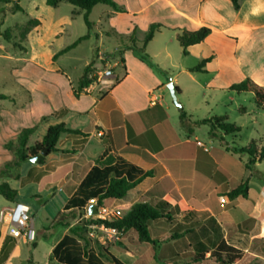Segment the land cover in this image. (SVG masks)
Returning <instances> with one entry per match:
<instances>
[{
  "label": "crops",
  "instance_id": "0c3cea01",
  "mask_svg": "<svg viewBox=\"0 0 264 264\" xmlns=\"http://www.w3.org/2000/svg\"><path fill=\"white\" fill-rule=\"evenodd\" d=\"M22 1H19V6L25 14L39 21V25L26 36V49H15L13 45L9 47L11 42H6L0 37V41L9 43L8 48L18 53L17 59L19 55L21 57V76L15 79L12 77L13 84L21 93V96L14 97L23 98L18 111L32 119L28 128L35 127L34 133L39 132L41 137L49 126L57 124H64L69 129L86 134L85 137L62 134L56 149L65 153H51L37 165L27 161L32 165L27 168L26 176L19 175L18 180H3L8 184L11 181H19L20 188L34 182L43 183L46 190H69L62 206V215L53 227L56 230L44 234V238H51L60 231L57 238L47 247V260L44 264H68L63 261L64 251L60 249L53 255V249L64 236H71L69 232L71 227L94 218L88 215L89 201L83 208H65L93 167L105 172L110 169L109 176L118 175L128 180L148 173V176L127 192L124 198L105 200L103 206L107 208V205L111 204L113 208H108L119 210L122 215L136 203H146L158 209L169 220L161 218L150 223L149 231L153 240L167 235L172 229L174 232L177 231L175 235H183L179 238L185 240L189 249V252L183 253L196 255L205 252L206 257L218 243L227 242L223 240L226 235L224 225L230 222V215L233 213L231 210L238 206L239 199L233 202L226 201L225 205H221L219 199L225 198V194L240 185L243 178H239L232 168L229 153H233L226 148L228 147L226 136L221 135L224 143L219 141L223 146L222 152L219 146L217 147L219 149H215L213 141L217 139L208 136V140L202 138L203 143L197 135L196 127L187 132L180 124L179 116L182 109L178 111L173 109L171 103H162L161 94H156L162 93L163 88L169 84L164 74L161 77L154 74L129 50L120 53L117 50L119 45L116 47L118 60H124L123 68L119 67V73L113 72L114 78L107 81V86L94 82L80 94L79 98H75L72 88L77 85L91 58L84 64L82 74L76 80H71L58 64L64 54L55 61L52 60L63 48L48 51L46 59L41 60L39 52L33 47L30 49L28 44L33 41L42 43L46 36L42 28L48 22L54 25V30L49 35V44L54 43L65 32V25H71L75 15L83 18L82 11L72 6L74 10L70 17L48 19L42 16V13L50 11L51 8L46 5V0L40 2L26 0L25 5L21 3ZM113 1L125 12H115L107 6L109 9H103L106 13L103 21L109 25L112 20L119 17L131 19L124 39L131 35L133 29L139 30L140 22L145 19L146 22L140 27L145 33L151 24L162 25L154 37L167 30L176 40V35L182 31H195L201 27L210 29L209 36L203 42L190 46L186 55L182 54L180 48L183 56L193 53L198 61L209 59L206 63L209 68L204 66L201 72H191L190 69L195 66L173 65L176 71L173 77L174 85L178 86H175L178 88L177 95L182 94L176 80L178 76L186 75L194 79L196 75L208 71L220 79L222 84L215 88L211 83L198 84L197 93L207 89L220 93H234L228 88L246 78L264 88V0H243L237 11L233 9L231 0H123L124 2L120 3L118 0ZM98 6L89 14L91 29L88 31L86 28V33L82 35L88 34V40L94 28L98 30V38L103 35L100 24L96 27L90 20L92 12ZM109 29L111 34L116 33L111 26ZM82 36L76 37L73 42ZM10 49L6 50L0 46V59L13 58L9 53ZM102 54L98 51V61L101 63L106 62ZM31 67L32 71L29 70ZM116 67L118 66L115 63L114 68ZM94 68L98 69V66L94 64ZM116 80H119L117 84ZM7 97L9 99L5 101H9L12 109L16 108L15 99ZM3 102H0V106ZM188 105L186 102L183 106L186 114L191 109ZM36 109L39 111L35 112ZM188 117L189 121H192L190 116ZM3 121L4 115L0 112V129ZM18 134L19 132H16L12 138ZM41 139L37 137L33 144ZM7 142L0 138V158H3L0 165L12 160L10 152L4 148ZM107 159H112L113 162L104 165ZM244 169L247 170L245 164ZM16 192L14 202L24 203L18 200V191ZM50 197H54V193ZM5 202L7 207L13 203ZM117 202L123 204L119 205ZM172 222L174 224L170 227ZM125 234L130 238L137 237L132 231ZM102 235L98 225L89 226L87 233L83 234L84 240L79 242L83 247L85 260L94 255L103 264H108L110 257L121 264L158 262L157 254L154 256L151 246L147 249L151 259H146L147 263H138L139 259L132 249L125 246H119L118 249L108 246L102 240ZM132 242L135 247L139 245L136 239ZM164 246L165 243L159 246L158 251ZM37 247L35 241L28 243L23 238L11 237L6 226L0 223V264H40L35 257ZM170 253L171 251L168 252ZM178 256L174 254V257ZM165 260L167 257L162 262Z\"/></svg>",
  "mask_w": 264,
  "mask_h": 264
},
{
  "label": "rangeland",
  "instance_id": "374dc122",
  "mask_svg": "<svg viewBox=\"0 0 264 264\" xmlns=\"http://www.w3.org/2000/svg\"><path fill=\"white\" fill-rule=\"evenodd\" d=\"M25 1L26 0H23L21 3L25 5ZM35 1L40 2L41 0ZM118 2L120 3L124 1L118 0ZM12 6L13 3H10L9 5H0V10L2 11L0 13V33L5 31L11 33L12 39L9 47L13 45L15 49H26V37L24 39L22 37L23 29L28 27V25L34 21L39 25V21L29 18L28 15L21 12L11 13L10 8H12ZM49 9L50 11L42 13V16L48 19L51 17L55 20L58 17H70L71 12L74 10L71 5L64 2L60 3L56 8ZM103 9L109 8L104 5H99L92 12L90 17V20L96 27L100 24L103 28L101 31L103 35L98 38V30L94 28L90 33L91 37L89 40L81 42L76 49L64 54L58 61L59 66L65 70L71 80H76L82 74L84 64L92 57L94 49L97 50V59L94 63L98 66V69H96V72H98L97 75L103 70H111L115 74L119 73V67L114 68L115 63L117 66L119 64L116 47L120 45V38L125 36L128 29V22L131 19L119 17L112 20L108 25L103 21L106 17V13H104ZM72 21L73 22L70 26L65 25V32L52 44H49V35L54 30V25L52 22H48L42 28L43 31L46 32V36L43 38L42 43L33 41L28 44V47H30V49L31 47L36 49L40 54L41 60L46 59L48 51L64 48L73 42L76 37L82 36L86 33V26L82 16L75 15ZM145 22L146 19L140 23L144 24ZM141 24L138 28L139 30L135 33V40L138 44H141L145 35V30L140 28ZM110 26L113 31H116V33L111 34V32H109V30H111L109 29ZM34 28L30 29V31ZM170 33L171 32L165 30L161 35L154 37V39L147 45L146 53L151 61L163 70L165 80L168 83L172 82L175 84L173 76L176 74V71L173 65L180 64L192 67L197 66L201 61H198L193 53L183 56L178 43L173 37H171ZM8 44L9 43L0 41V46L5 47L6 50L10 49L8 48ZM98 51L103 53L102 56L106 58V62L101 63L98 61ZM9 53L12 54L11 56H13V58L0 59V94L13 97L17 107L12 109L9 101H4L2 106H0V112H3L4 115L3 126L0 129V138L6 142L9 140L14 141L16 137L14 139L12 137L15 136V133L20 132L24 128L30 127L32 122V119H29L27 115H23L21 111H18L19 104L23 98L14 97L21 96L20 91L12 82V77L15 79L18 78V76H21V57L19 55V59H17L18 53L13 51V49H10ZM208 66V64H205V68L208 69ZM29 70L32 71V67ZM176 80L179 82V87L182 89V94L177 95V101L181 105L182 110L184 104L188 102V106L191 109H189L190 111L187 115L190 116V120L202 121L208 120L212 117L226 115L227 123L234 124L240 129L239 133L226 136L225 141L229 148H246L253 141L255 142V148L257 150L264 146V111L256 106L251 94L242 93L237 95L228 92L220 93L217 90L210 89L201 90L197 93L198 84L205 85L211 83L213 88L221 86L222 83L220 82V79L215 77L209 71L205 74L196 75L194 79L186 75H180ZM167 85L163 88L162 93L156 94H161L160 97L162 98V103H171V105H173L172 107H174L173 109L180 111V109L173 104ZM175 86L178 87L177 85ZM34 111L38 112L39 110L36 109ZM196 128L200 140H202V138L208 140L209 126L199 125ZM37 137H40V139L42 138L39 132H35L29 138L28 146H31V144L33 145V142ZM201 142H203V140ZM213 142L215 143L214 145H216L215 149L220 148L222 152L224 151L223 146L220 145L218 140ZM218 146L219 148H217ZM229 155L232 168L235 169L239 178H243V182H248L250 193L245 201L239 199L238 206L231 210L233 212L230 215L231 220L230 222H226V226L224 225L226 235L224 232L225 238H223V240H226L227 243L233 245L242 252L244 258L240 264H264V161L251 166L252 171H249L244 169V164L248 161L247 155H234L231 153H229ZM2 162L3 158H0V163ZM6 164L7 163H3L0 165V168L3 169ZM31 165L32 164L29 162L22 163L19 169V175L26 176L27 168ZM9 184L12 188L18 191V200L24 202L29 207V216L32 219L36 233L35 243L38 246L35 251V257L40 264H44L47 260V247L57 238L59 235L58 232L60 231L51 238H44V234L45 232L51 233L54 229L56 230V228L53 227L62 215V206L69 190H46L43 183L34 182L29 183L23 188H20L19 181H11ZM52 193H54V197H50ZM34 196H36V198ZM222 200H224V202H222ZM219 201L221 205L226 204L224 197L219 199ZM117 204L121 205L123 202H117ZM107 206L113 208L111 204H108ZM6 207L7 203L2 197H0V211ZM173 224V222L170 223V227H172ZM176 232L171 229L167 235L159 236L154 239V241L159 242V246L164 243L165 246L157 252L158 262L153 264H167L170 262L175 264H194L192 259L195 255L183 253L185 251L189 252V249L187 248L184 239L175 236ZM102 233V240L106 242L108 246L117 247L116 249H118L117 244H120V246L132 249L139 259L138 263H147L148 261L145 262V260L151 259L150 253L147 252L150 245L142 243L135 247V245L132 244V241L135 239L137 240V237L130 238L128 237V234L124 233L121 235L118 242H113L107 240L105 233ZM29 247L32 248L31 246ZM170 251L171 253L168 254ZM174 254H178L179 256L174 257ZM166 257L167 260L162 262Z\"/></svg>",
  "mask_w": 264,
  "mask_h": 264
},
{
  "label": "trees",
  "instance_id": "16d2710c",
  "mask_svg": "<svg viewBox=\"0 0 264 264\" xmlns=\"http://www.w3.org/2000/svg\"><path fill=\"white\" fill-rule=\"evenodd\" d=\"M20 0H0V5H6L13 3L12 8H10L11 13L21 12L24 10L19 6ZM243 0H231L233 9L237 11L240 7V3ZM67 3L73 6L75 9L82 11L84 24L89 31L91 29V23L89 21V14L92 9L97 5H104L110 7L113 11L123 13L125 10L119 7L113 0H46L45 3L51 8H56L60 3ZM2 11L0 10V13ZM37 22H32L28 27L23 29L22 37L23 39L27 36L30 29L36 27ZM162 28L160 24L149 25L141 44H138L135 40L136 29H133L131 35L126 39L120 38V45L117 50L122 53L126 50L132 52L135 58L140 62L148 66L154 74L161 77L164 72L156 66L146 53V47L148 43L153 39L156 32ZM210 29L206 27H201L195 31H182L176 35V41L178 42L180 48L182 49V54H187V49L190 46L199 44L207 38L210 34ZM6 42L11 41V33L5 31L0 33ZM89 35L86 34L78 38L72 44L66 46L59 52H57L52 60L55 61L59 56L69 52L74 49L81 42L88 40ZM97 59V50H93V54L89 64L85 67L81 78L79 79L77 85L72 88L73 95L75 98H79L80 94L84 92L86 88L92 85L97 80L96 69L94 68V63ZM209 59L200 62L197 66L190 69L191 72H201L205 64ZM124 60L120 59L118 67L123 68ZM119 80H116V84ZM229 91L236 94L249 93L253 96L256 106L264 111V88L253 82L252 80L246 78L236 84H232ZM9 97L0 94V102L8 100ZM180 124L187 131L191 132L193 128L199 125H208L209 131L208 136L212 139H217L221 143H224L222 136L235 135L240 132V129L234 124L227 123V117L219 116L212 117L208 120H202L197 122L189 121L187 114L181 110L180 111ZM35 127L22 129L17 135L14 141H9L4 145L5 150L10 152L12 155V160L7 163L3 169H0V196L7 202H14L17 192L11 186L3 181L8 180H18L19 179V169L22 163L30 161L31 158L38 156L43 150H47L48 155L51 153L62 152L56 149V144L62 134H72L80 135L85 137L86 134L81 133L78 130H72L67 128L64 124H57L49 126L40 141L35 142L33 145L28 146V140L30 136L34 133ZM230 152L236 155H247L248 161L245 164V168L252 171L251 166L256 163H261L264 161V146L259 150L255 148V142H251L246 148L236 149L226 147ZM69 152V151H67ZM43 161V160H42ZM42 161L40 163H42ZM113 162L112 159H107L104 165H110ZM110 169L105 171L100 170L97 167H93L91 171L87 174L83 180L81 186L76 190L73 198H71L65 205L66 209L69 208H83L86 206L87 202L96 198L97 205L102 206L105 200H119L125 197L127 192L135 188L143 178L148 176L144 174L139 178H134L128 180L125 177H120L118 175L109 176ZM108 178V179H107ZM249 193L248 182L245 181L238 185L236 188L232 189L230 192L225 194L226 201L233 202L237 199H246ZM166 218V216L160 212L158 209L146 204V203H136L131 206V208L120 218L111 219L108 221H100L96 218L83 221L82 223L75 225L69 229L71 236H64L59 244L53 249L52 254L56 255L60 249L64 251L63 261L68 264H103L94 255H90L89 259L85 260L82 252V245L79 240H84L83 234L87 233L89 226L104 224L105 227L115 228L121 233H126L132 231L136 234L137 244H148L152 247L154 251V256H156L159 249V242L154 241L151 238L149 225L158 219ZM169 220V218H166ZM188 232V231H187ZM176 237H182V234L175 235ZM119 247L120 244H117ZM206 253H196L192 261L194 264H240L243 259L242 252L235 248L233 245L225 241L218 243L206 257ZM100 256V255H99ZM108 264H121L118 260L110 257ZM175 264V263H170Z\"/></svg>",
  "mask_w": 264,
  "mask_h": 264
},
{
  "label": "built area",
  "instance_id": "2783aa9c",
  "mask_svg": "<svg viewBox=\"0 0 264 264\" xmlns=\"http://www.w3.org/2000/svg\"><path fill=\"white\" fill-rule=\"evenodd\" d=\"M114 78L111 70H103L97 75V82L107 86L110 79ZM99 136L101 134H98ZM200 145V144H199ZM224 202V200H222ZM89 205L97 206V214L94 218L100 221L118 219L122 216L119 210H111L106 207L98 206L96 199H90ZM0 223L5 225L8 233L15 239L23 238L26 242L35 241L36 233L33 227L32 219L29 216V207L20 202H13L8 207L0 211ZM102 232L105 233L106 239L118 242L122 233L115 228L105 227L103 223L98 225Z\"/></svg>",
  "mask_w": 264,
  "mask_h": 264
},
{
  "label": "water",
  "instance_id": "95a60500",
  "mask_svg": "<svg viewBox=\"0 0 264 264\" xmlns=\"http://www.w3.org/2000/svg\"><path fill=\"white\" fill-rule=\"evenodd\" d=\"M167 88L169 89L170 91V94H171V97H172V101H173V104L181 110V105L178 103L177 101V88L175 87L174 83H169L167 85ZM48 155L47 153V150H43L38 156L36 157H33L30 159V162L32 164H39L43 159L44 157H46ZM97 214V206L96 205H89L88 207V215L89 217H93Z\"/></svg>",
  "mask_w": 264,
  "mask_h": 264
}]
</instances>
